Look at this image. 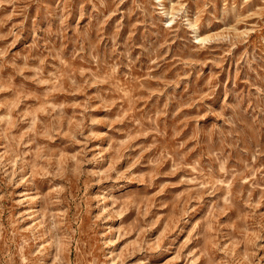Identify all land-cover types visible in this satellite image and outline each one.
<instances>
[{"label": "rangeland", "instance_id": "374dc122", "mask_svg": "<svg viewBox=\"0 0 264 264\" xmlns=\"http://www.w3.org/2000/svg\"><path fill=\"white\" fill-rule=\"evenodd\" d=\"M0 264H264V0H0Z\"/></svg>", "mask_w": 264, "mask_h": 264}]
</instances>
